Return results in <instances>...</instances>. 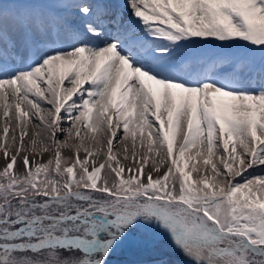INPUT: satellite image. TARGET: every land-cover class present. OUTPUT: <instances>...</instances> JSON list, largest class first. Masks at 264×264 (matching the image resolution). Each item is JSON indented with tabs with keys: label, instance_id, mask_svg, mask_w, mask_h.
Wrapping results in <instances>:
<instances>
[{
	"label": "snow or ice",
	"instance_id": "obj_1",
	"mask_svg": "<svg viewBox=\"0 0 264 264\" xmlns=\"http://www.w3.org/2000/svg\"><path fill=\"white\" fill-rule=\"evenodd\" d=\"M0 118V264H264V0H0Z\"/></svg>",
	"mask_w": 264,
	"mask_h": 264
},
{
	"label": "bare ground",
	"instance_id": "obj_2",
	"mask_svg": "<svg viewBox=\"0 0 264 264\" xmlns=\"http://www.w3.org/2000/svg\"><path fill=\"white\" fill-rule=\"evenodd\" d=\"M126 15H127V13H126ZM65 86L67 87V86H69V85H67V84H65ZM88 85L87 84H85L84 85V87H87ZM95 115V114H94ZM3 119L2 118H0V134H2V129H3ZM13 123H15V122H13ZM132 126L130 125V128H131ZM120 131H122V129L120 130ZM63 137H61V139H62ZM128 143L129 144H131V136L129 137V140H128ZM139 146V145H138ZM192 152H195V149H193L192 150ZM81 155L83 156V153H81ZM187 155H189V153L188 154H185V158H187ZM48 157L47 156H45L44 157V159L46 160ZM202 162V161H201ZM3 167V160H2V158H0V168H2ZM177 257H180V256H177ZM180 258H182V257H180Z\"/></svg>",
	"mask_w": 264,
	"mask_h": 264
},
{
	"label": "rangeland",
	"instance_id": "obj_3",
	"mask_svg": "<svg viewBox=\"0 0 264 264\" xmlns=\"http://www.w3.org/2000/svg\"><path fill=\"white\" fill-rule=\"evenodd\" d=\"M178 141H179V138H178ZM193 150V149H192ZM191 150V151H192ZM174 151H175V149H174ZM186 154H188V153H186ZM202 163V162H201ZM189 167H190V165H189ZM195 175V174H194ZM174 257H177V256H174ZM175 259V261H176V264H185V259L184 258H180V257H177V259L176 258H174Z\"/></svg>",
	"mask_w": 264,
	"mask_h": 264
},
{
	"label": "water",
	"instance_id": "obj_4",
	"mask_svg": "<svg viewBox=\"0 0 264 264\" xmlns=\"http://www.w3.org/2000/svg\"><path fill=\"white\" fill-rule=\"evenodd\" d=\"M177 259V258H176Z\"/></svg>",
	"mask_w": 264,
	"mask_h": 264
}]
</instances>
